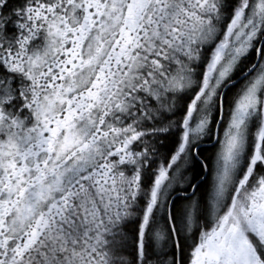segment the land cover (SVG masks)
<instances>
[{
  "label": "snow or ice",
  "instance_id": "6c2138e0",
  "mask_svg": "<svg viewBox=\"0 0 264 264\" xmlns=\"http://www.w3.org/2000/svg\"><path fill=\"white\" fill-rule=\"evenodd\" d=\"M0 264H264V0H0Z\"/></svg>",
  "mask_w": 264,
  "mask_h": 264
}]
</instances>
